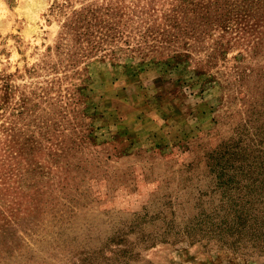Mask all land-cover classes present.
Returning a JSON list of instances; mask_svg holds the SVG:
<instances>
[{
	"label": "rangeland",
	"instance_id": "rangeland-1",
	"mask_svg": "<svg viewBox=\"0 0 264 264\" xmlns=\"http://www.w3.org/2000/svg\"><path fill=\"white\" fill-rule=\"evenodd\" d=\"M0 264H264V0H0Z\"/></svg>",
	"mask_w": 264,
	"mask_h": 264
},
{
	"label": "trees",
	"instance_id": "trees-1",
	"mask_svg": "<svg viewBox=\"0 0 264 264\" xmlns=\"http://www.w3.org/2000/svg\"><path fill=\"white\" fill-rule=\"evenodd\" d=\"M229 20V22L231 23V19H228Z\"/></svg>",
	"mask_w": 264,
	"mask_h": 264
}]
</instances>
